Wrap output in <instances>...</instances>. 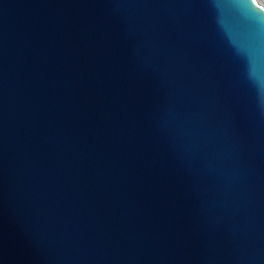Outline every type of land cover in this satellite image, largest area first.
Instances as JSON below:
<instances>
[{"label": "water", "instance_id": "obj_1", "mask_svg": "<svg viewBox=\"0 0 264 264\" xmlns=\"http://www.w3.org/2000/svg\"><path fill=\"white\" fill-rule=\"evenodd\" d=\"M0 264H264V3L0 0Z\"/></svg>", "mask_w": 264, "mask_h": 264}, {"label": "bare ground", "instance_id": "obj_2", "mask_svg": "<svg viewBox=\"0 0 264 264\" xmlns=\"http://www.w3.org/2000/svg\"><path fill=\"white\" fill-rule=\"evenodd\" d=\"M262 3H264V0H260Z\"/></svg>", "mask_w": 264, "mask_h": 264}]
</instances>
